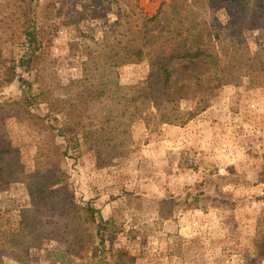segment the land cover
<instances>
[{
    "label": "rangeland",
    "instance_id": "1",
    "mask_svg": "<svg viewBox=\"0 0 264 264\" xmlns=\"http://www.w3.org/2000/svg\"><path fill=\"white\" fill-rule=\"evenodd\" d=\"M169 1L0 0V103L17 100L26 106L18 114L11 106L0 107L4 130L31 173L47 132L36 130L27 107L56 115L60 151L70 150L64 158L52 150L50 161L68 173L65 191L76 203L100 209L95 246L88 252L63 256L61 241L47 238L30 247L23 262L0 255V264H82L90 254L99 255V264H264L254 245L264 215V86L252 87L245 76L230 74L208 93L209 107L185 125L143 118L127 140L102 146L103 166L79 139L84 130L98 127L82 102L87 48L98 49L92 41L102 39L131 7L152 17ZM252 2L264 11V0ZM215 17L232 26L223 9ZM163 22L151 23L150 31L156 33ZM25 25L40 48L22 66ZM243 36L252 53L264 55V26L245 29ZM203 67L195 60L170 65L173 78ZM149 69L144 61L112 72L121 84L140 88ZM30 85L29 93L39 94L36 102L28 98ZM33 206L24 182H11L0 190V230L11 229L20 212ZM48 219L51 226L58 223V215L49 212ZM79 234L88 238L84 229Z\"/></svg>",
    "mask_w": 264,
    "mask_h": 264
},
{
    "label": "trees",
    "instance_id": "2",
    "mask_svg": "<svg viewBox=\"0 0 264 264\" xmlns=\"http://www.w3.org/2000/svg\"><path fill=\"white\" fill-rule=\"evenodd\" d=\"M30 5L31 2L27 3L25 19ZM220 9L231 18V27L222 25L215 17ZM124 16L102 39L92 41L100 46L95 51L87 48L88 57L83 64V81L88 89L82 102L92 111L90 117L96 121L93 126L98 127L95 131L84 130L79 139L87 149L98 154V165H104L103 157L99 156L102 146L127 140L132 127L143 118L160 124L183 126L188 123L209 107L208 93L220 87L230 74L245 76L252 87L264 86V55L252 53L243 36L245 29L264 26V11L252 0H170L152 17L134 7ZM158 19H164L163 25L152 33L150 24ZM23 33L24 53L20 64L26 66L39 52L40 44L35 32L26 25ZM193 60L201 61L204 67L189 75L172 77V63ZM144 61L149 63L150 69L140 88L121 84L116 72H112L121 65ZM29 90L31 85L26 92L28 98L36 102L39 94L32 95ZM184 100L190 102L189 107L181 106ZM3 105L13 107L11 111L17 114L26 107L17 100L0 103V107ZM28 109L36 130L47 132L38 143V154L34 157L36 165L31 173L24 171L20 151L4 130L5 122L0 115V190L6 189L11 182H24L34 204L20 212L11 229L0 230V255L23 262L30 247L51 238L61 241L63 256L67 253L79 256L96 242L93 229L94 225L99 226L100 209L90 203H76L65 191L68 173L50 161L52 150L59 158L68 156L70 150L65 146L60 151L62 145L57 136L61 134L52 121L56 115L42 116ZM99 129L101 133L98 134ZM1 212L2 208L0 217ZM49 212L58 215V223L54 226L49 225ZM81 229L88 234L85 240L80 238ZM254 233L257 258L264 259V215ZM99 261L98 254H90L88 263L82 264H99Z\"/></svg>",
    "mask_w": 264,
    "mask_h": 264
}]
</instances>
